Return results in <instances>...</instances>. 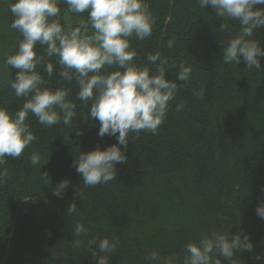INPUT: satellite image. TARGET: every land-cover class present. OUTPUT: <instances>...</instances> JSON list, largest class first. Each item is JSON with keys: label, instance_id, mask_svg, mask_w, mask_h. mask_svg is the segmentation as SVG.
I'll return each instance as SVG.
<instances>
[{"label": "trees", "instance_id": "1", "mask_svg": "<svg viewBox=\"0 0 264 264\" xmlns=\"http://www.w3.org/2000/svg\"><path fill=\"white\" fill-rule=\"evenodd\" d=\"M12 2L0 0V107L14 114L26 98L15 96L11 83L18 70L4 63L22 39L10 27ZM149 5L156 18L153 35L133 40L132 46L145 64L146 53L159 51L177 66L191 65L192 79L170 102L156 134L142 131L138 139L129 136L126 149L120 146L127 161L116 165V179L94 187L84 186L74 160L117 144V137L101 138L99 120L85 119L89 108L79 101L72 128H47L29 114L38 140L21 157H6L0 165V174L6 172L0 175V264H98L93 256L98 243L89 250L87 242L105 236L120 241L116 252L107 254L109 264H146L150 250L179 253L194 235L227 229L231 235L242 232L253 244L252 251L234 253V259L264 264V219L256 212L264 202V58L261 69H249L242 58L239 65L222 63L239 23L227 21L221 32L223 21L211 6L201 9L197 0H149ZM60 8L65 27L87 20V13H69L66 4ZM173 36L174 47L168 49ZM257 38L264 47V28ZM37 70L43 72L41 66ZM177 70L165 79L181 83ZM57 82L73 87V96L78 90L54 74L50 83ZM200 88L202 99L192 94ZM179 104L183 109L177 112ZM31 154L40 155L38 166L31 165ZM63 180L68 187L57 196ZM72 203L79 215L69 214ZM77 223L87 235H75Z\"/></svg>", "mask_w": 264, "mask_h": 264}, {"label": "clouds", "instance_id": "2", "mask_svg": "<svg viewBox=\"0 0 264 264\" xmlns=\"http://www.w3.org/2000/svg\"><path fill=\"white\" fill-rule=\"evenodd\" d=\"M197 3L201 9L205 6L214 9L216 17L223 21L221 32L228 28L227 21L239 23V30L224 47L222 63L239 65L242 58L249 69H261L264 47L257 38V30L264 28V7L257 6L264 5V0H197ZM61 4L67 5L69 13H87V20L65 27L61 23ZM8 10L13 17L10 27L22 39L15 53L6 55L4 63L18 70L11 88L16 97L26 99L14 114L7 107H0V165L7 163L6 157H21L38 140L29 114L47 128L61 124L72 128L79 101L89 108L85 119L99 120L98 135L116 136L117 144L81 153L74 160L76 171L86 187L116 179V165L127 161L120 146L127 148L130 135L138 139L142 131L156 134L167 118L170 102L192 79L193 68L183 62L177 66L159 51L146 53L145 64L138 48L132 46L133 40L144 41L153 35L156 18L149 0H14ZM174 44L175 36L168 39L167 48L172 49ZM53 57H58L54 63ZM38 66L43 72L37 70ZM177 68L176 79L181 83L165 79L167 72ZM54 74L69 85L74 84L78 89L74 96L73 87L50 83ZM204 93L203 88L192 92L200 99ZM182 109L183 104L175 106L177 112ZM28 159L31 165L38 166L41 157L31 154ZM43 176L47 178L46 173ZM68 184V180L61 181L54 194L59 196ZM68 212L79 215L75 203ZM256 212L264 219V202ZM82 234L87 235V230L77 223L75 235ZM87 243L89 250L98 243V252L93 250V256L98 257V264H109L107 254L115 253L120 241L105 236ZM252 249L249 237L242 232L231 235L228 229L213 230L194 235L179 253L161 255L150 250L143 259L146 264H222L220 257H223L229 264H240L234 253Z\"/></svg>", "mask_w": 264, "mask_h": 264}]
</instances>
